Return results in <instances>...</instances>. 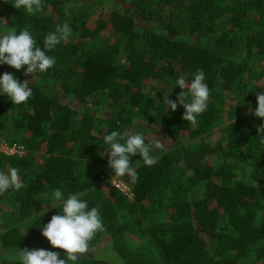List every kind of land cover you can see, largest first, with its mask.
Instances as JSON below:
<instances>
[{
  "label": "trees",
  "instance_id": "obj_1",
  "mask_svg": "<svg viewBox=\"0 0 264 264\" xmlns=\"http://www.w3.org/2000/svg\"><path fill=\"white\" fill-rule=\"evenodd\" d=\"M14 2L0 0V36L27 28L43 48L65 22L72 35L46 53L56 60L47 72L0 64V77L27 81L33 93L18 106L0 94V139L26 150L0 155V172L19 169L22 184L0 196V264H19L8 259L18 249L66 259L42 227L69 194L98 207L105 229L76 264H264V120L254 114L264 93V0H42L35 14ZM198 69L210 97L193 126L175 81ZM149 80L162 85L147 92ZM112 131L163 143L153 166L131 158L135 184L109 167L103 138Z\"/></svg>",
  "mask_w": 264,
  "mask_h": 264
},
{
  "label": "clouds",
  "instance_id": "obj_2",
  "mask_svg": "<svg viewBox=\"0 0 264 264\" xmlns=\"http://www.w3.org/2000/svg\"><path fill=\"white\" fill-rule=\"evenodd\" d=\"M13 6L23 9L27 14H35L43 10L42 0H15ZM71 35L72 29L65 22L44 38L41 48L37 46V40L27 28L17 34L16 29L11 27L6 34L0 36V64H6L17 71L26 68L24 73L26 76H33L38 71L47 72L55 66L56 60L46 53L62 41H67ZM204 80L203 70L198 69L190 82L186 76H180L175 81L176 87L183 90L177 97L178 103L185 109L182 119L193 126L197 123V116L206 111L209 103L210 91ZM0 94L7 95L13 105L18 106L25 104L33 93L27 81L21 83L12 74L5 73L0 77ZM163 104L173 112L177 109V102L169 100V95H164ZM254 114L264 120V93L257 95ZM257 133L264 142V125L257 128ZM103 139L104 144L109 146L107 150L109 167L117 177L127 175L133 184L138 181V175L132 167L131 158L139 155L146 166H153L157 163L151 155L153 147H163V143L158 139L153 144H146L145 136L139 132L122 135L118 131H112ZM21 187L19 169L13 167L7 174L0 172V196L9 189L19 190ZM63 195L60 188H56L53 192L56 201H61ZM81 195L69 194L67 199L63 200L62 213L53 215L50 222L42 227L43 237L53 248L63 250L66 259H60L59 253L44 249L23 251L18 249L8 259L18 260L19 264H69V262L76 264L89 252L90 242L96 233L105 230L98 207L89 209L87 201L80 198Z\"/></svg>",
  "mask_w": 264,
  "mask_h": 264
},
{
  "label": "built area",
  "instance_id": "obj_3",
  "mask_svg": "<svg viewBox=\"0 0 264 264\" xmlns=\"http://www.w3.org/2000/svg\"><path fill=\"white\" fill-rule=\"evenodd\" d=\"M0 155L5 157L17 156L18 158H23L26 155V150L20 144H17L15 142H7L0 139ZM111 185L115 189L120 190L123 193H127L129 191V189L119 181L114 180L112 181Z\"/></svg>",
  "mask_w": 264,
  "mask_h": 264
},
{
  "label": "rangeland",
  "instance_id": "obj_4",
  "mask_svg": "<svg viewBox=\"0 0 264 264\" xmlns=\"http://www.w3.org/2000/svg\"><path fill=\"white\" fill-rule=\"evenodd\" d=\"M98 13L91 19L94 20L96 17H97ZM162 84H159L157 83L155 80H149L146 84H145V87H146V90L147 92H149L152 88L154 87H160ZM234 102L230 101V100H227L226 104H227V109H228V106L233 104ZM230 115L229 114H224L222 116V120L224 121V125H226L228 123L227 121V118L229 117ZM219 123H217L216 125H218ZM219 136L220 134H218L217 132H214L212 137L210 138V141L212 143H215L217 139H219ZM100 252V251H99ZM98 252V253H99ZM93 253V250H89V255H91Z\"/></svg>",
  "mask_w": 264,
  "mask_h": 264
}]
</instances>
